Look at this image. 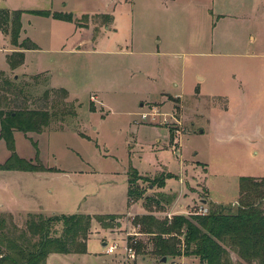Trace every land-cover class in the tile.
I'll list each match as a JSON object with an SVG mask.
<instances>
[{
	"label": "rangeland",
	"instance_id": "rangeland-1",
	"mask_svg": "<svg viewBox=\"0 0 264 264\" xmlns=\"http://www.w3.org/2000/svg\"><path fill=\"white\" fill-rule=\"evenodd\" d=\"M2 8L69 12L80 20L22 16L21 40L40 46L28 52L27 71L49 70L52 84L71 92L66 101L45 95L52 88L48 72L34 78L11 69L6 48H17L0 30V84L5 78L18 86V92L0 89V107L54 113L44 134L17 132V152L37 165L35 142L39 161L64 171L45 177L0 170V216L12 230L25 229V209L39 205L50 210L46 216L132 209L136 214L122 215L112 228L95 224L93 254L77 264H162L151 253L152 237L134 225L136 216H189L202 205L211 208L208 198L234 205L240 177H264V0H0ZM101 13L114 21L93 17ZM9 156L0 141V162ZM168 172L175 175L166 180L170 190L153 187ZM130 177L145 192L141 214L127 203ZM160 193L172 199L156 206L146 198ZM2 200L20 210H7ZM56 229L61 233L62 225ZM134 238L145 242L146 254L129 263L123 248L113 255L103 245ZM226 247L234 264H256Z\"/></svg>",
	"mask_w": 264,
	"mask_h": 264
},
{
	"label": "trees",
	"instance_id": "trees-1",
	"mask_svg": "<svg viewBox=\"0 0 264 264\" xmlns=\"http://www.w3.org/2000/svg\"><path fill=\"white\" fill-rule=\"evenodd\" d=\"M25 12L62 21H76L74 14L69 12L0 9V30L10 35L11 44L17 48L7 55L11 69H16L25 62V50L39 49L38 44L29 37L21 40L22 16ZM83 17L90 19L91 16L85 14ZM93 17H100L107 23L114 21L111 13L95 14ZM76 22L80 24V20L77 19ZM85 47L87 48V45L83 44L78 49H86ZM39 76L41 74L35 75L34 78ZM0 89L18 92V86L5 78L2 79ZM54 92L64 101L69 98V92L65 88H51L45 91V95ZM65 106L70 114L73 116L77 114L72 108V103L67 102ZM7 107H0V140L5 142L10 156L5 162H0V170L59 172L56 168H46L39 161V149L35 142L38 164L21 157L16 149L14 135L15 131L25 134L43 132L50 125L54 113L43 109ZM94 110L92 107V111ZM172 177L175 175L170 172L160 175L156 179L158 182L153 183V187H164L166 180ZM128 183V205H131L144 198L145 192L135 185L131 177ZM239 189L240 193L234 205L218 204L208 198L211 208L205 215L197 213H191L189 216L176 215L170 220L161 219L150 211L136 216L133 223L140 226L142 233L152 237L151 253L157 255L162 264L165 256L172 258L183 254L198 257L200 264H234L226 245L242 261L264 264V177L242 176L239 180ZM159 196L160 198H146L156 206L172 199V196L166 193H160ZM7 216L11 220L14 219L13 214ZM121 217L122 215L117 214L84 213L46 216L43 213L30 212L27 214L26 228L19 229L18 226H13L12 230L9 228L7 218L0 216V264H45L52 253L85 254L88 252V240L93 234L94 221L107 229L116 226ZM58 224L62 225L61 233L56 229ZM135 246L137 253L144 257L145 242L138 240Z\"/></svg>",
	"mask_w": 264,
	"mask_h": 264
},
{
	"label": "crops",
	"instance_id": "crops-1",
	"mask_svg": "<svg viewBox=\"0 0 264 264\" xmlns=\"http://www.w3.org/2000/svg\"><path fill=\"white\" fill-rule=\"evenodd\" d=\"M2 9H4V8H2ZM0 35H2V38L4 39V41H5V36L2 34V32H0ZM157 43L158 44H160L161 43V39L160 40H158L157 41ZM38 46H39V44H38ZM39 48H40V46H39ZM7 49V51H6V53H5V60H6V62H7V55L8 54H11L13 51H16L17 49H14V50H12V49H10V48H6ZM10 50L12 51L11 53H10ZM32 50H34V49H32ZM160 51V49H159V45H155V46H153V51ZM29 51H31V50H25V55H26V58H25V62L21 65V66H19L18 68H16L17 70H21L24 74H26V75H38V74H42V73H44V72H48L49 73V75H50V79H49V81H50V87H52V88H64V87H57V86H54L53 84H52V74H51V72L49 71V70H45V71H40V72H38V73H30V72H28L27 71V66H28V52ZM8 63V62H7ZM9 65V64H8ZM8 65H7V67H8ZM10 66V65H9ZM7 67H5L4 68V70L7 68ZM66 89V88H65ZM68 90V89H67ZM163 91H165V92H167L166 90H163ZM68 92L70 93V96H71V92L68 90ZM170 93V92H169ZM141 106H142V104H141ZM17 132H20V131H15V133H14V135H15V140L17 141ZM30 133V132H29ZM29 133H24L26 136V138H30L29 136H27ZM45 133V131H43L42 133H39V134H44ZM0 141H2L3 143H5L3 140H0ZM16 149H18L17 148V143H16ZM32 159V158H31ZM30 159V160H31ZM46 167L47 168H52V167H57V166H49V165H47L46 164ZM60 171L59 172H50V171H21V170H9V171H6V172H8V173H10V175L11 174H18V175H21V174H23V175H27V174H34V175H36V176H45V177H48V176H57V175H59V174H62L64 171H63V169H61V168H59V167H57ZM177 176V175H176ZM180 176V175H179ZM127 182H128V179H127ZM128 185H129V183H128ZM181 186H182V188L181 189H183V191H184V188H183V185H182V183H181ZM180 186V187H181ZM168 187V182L166 181V186L164 187V188H162V192H166L167 193V191L168 190H170V189H168L167 188ZM207 187H208V189H209V191H210V194H211V190H210V187L207 185ZM180 189V190H181ZM160 191V190H159ZM176 191V190H175ZM193 199V198H192ZM238 199V198H237ZM3 201V200H2ZM199 201H201V200H199ZM237 200H235V202H236ZM127 203H128V192H127ZM202 203H205L204 202V200H203V202ZM234 203V202H233ZM83 204V203H82ZM81 204V205H82ZM3 205L5 206V208L7 209V210H10V211H14V210H20V208H18V209H14V208H11V205H10V203H8V202H5V201H3ZM131 205L133 206H135V205H138V206H140L141 207V212L140 213H137V214H141L142 213V210L144 209L143 207L144 206H141L140 204H139V200L138 201H136V202H133V203H131ZM131 205H129V206H131ZM21 209H23V208H21ZM25 210H27L28 212H38V213H44V212H50V210L49 211H47V210H45V209H43L42 208V205H39V208L38 209H35V210H29V209H25ZM132 209H129V210H127V212H121V213H119V212H107V213H96V212H85V213H88V214H92V215H94V214H117V215H124V214H136V212H134V211H131ZM51 212H53V211H51ZM145 213H147V212H145ZM154 214V213H153ZM95 224H97V222H95L94 221V223H93V226H92V228L93 227H95ZM99 227V230L100 229H104V228H102V226L101 225H99V224H97ZM97 228V229H98ZM98 230V231H99ZM93 235H94V233L92 234V236H91V238L88 240V252L87 253H85V254H77V253H70V254H68V255H74V257H76V258H67V257H64V256H67V254H59V253H52V254H50L49 255V264H52L54 261H58V262H67L68 264L70 263V264H77V263H80V259L83 257V256H86V255H90V254H93V252L91 251V248H90V241H91V239H92V237H93ZM123 241V240H122ZM119 244V243H118ZM125 244V241H124V243H123V245ZM121 247H122V245H121ZM123 250V249H122ZM115 254H118V251L115 253ZM115 254H113V255H115Z\"/></svg>",
	"mask_w": 264,
	"mask_h": 264
},
{
	"label": "built area",
	"instance_id": "built-area-1",
	"mask_svg": "<svg viewBox=\"0 0 264 264\" xmlns=\"http://www.w3.org/2000/svg\"><path fill=\"white\" fill-rule=\"evenodd\" d=\"M208 211H209V209L207 208V206L202 205L200 207V210L198 212H196V213L205 215V214L208 213ZM137 234L138 233H136V235ZM106 242H107V244H106V253L107 254H115L118 251L119 248H123V252H124V255H125V260H126L127 263H129V261H134L136 259V257L138 256L137 249H136V246H135L138 243V238H134L132 241L125 243L124 245H122V247L117 242L109 243L107 240H106ZM184 256L185 255L183 254V255H180V256H177V257L168 258L167 262L163 263V264H190L185 259Z\"/></svg>",
	"mask_w": 264,
	"mask_h": 264
},
{
	"label": "water",
	"instance_id": "water-1",
	"mask_svg": "<svg viewBox=\"0 0 264 264\" xmlns=\"http://www.w3.org/2000/svg\"><path fill=\"white\" fill-rule=\"evenodd\" d=\"M201 132H202V131H201ZM204 202L206 203L207 201L204 200ZM106 244H107V242H104V243H103L104 246H106ZM167 260H168V257L165 256V257L162 259V262H163V263H166Z\"/></svg>",
	"mask_w": 264,
	"mask_h": 264
}]
</instances>
